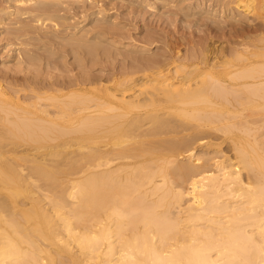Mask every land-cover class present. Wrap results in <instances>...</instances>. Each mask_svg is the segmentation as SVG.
<instances>
[{
    "label": "bare ground",
    "instance_id": "bare-ground-1",
    "mask_svg": "<svg viewBox=\"0 0 264 264\" xmlns=\"http://www.w3.org/2000/svg\"><path fill=\"white\" fill-rule=\"evenodd\" d=\"M62 1L9 7L42 20ZM204 1L258 22L229 56L0 82V264H264V0ZM98 3L81 36L121 37Z\"/></svg>",
    "mask_w": 264,
    "mask_h": 264
},
{
    "label": "rangeland",
    "instance_id": "rangeland-1",
    "mask_svg": "<svg viewBox=\"0 0 264 264\" xmlns=\"http://www.w3.org/2000/svg\"><path fill=\"white\" fill-rule=\"evenodd\" d=\"M78 1L63 0L62 4L55 3L57 7H60L59 10H57L58 8L55 10L56 7H53L52 13L46 11L48 15L51 14L50 16L41 15L45 20H43L44 18L42 20L35 18V21L28 12L26 16L25 14H19L21 17L17 15L19 18L15 16L20 7L22 11H27L31 5L37 7L35 3L9 7L11 0H0V77L7 74L0 78L2 84L7 85L10 80L15 79L17 84L22 83L20 86L27 89L29 83L25 78L29 77L31 72L40 81L44 78L47 79L44 81L51 82L57 78L61 84V78L63 80L72 79L75 73L83 72L84 74L85 71H89L88 73L95 75L106 74L111 69L119 68L124 62L126 63L138 55H161L163 58L176 54L182 56L183 54H190L192 51L195 54L198 51H207L208 53H222L223 51L229 56L234 48H238L237 44L240 45L241 37L248 40V34L258 24L253 16L236 14L231 17L226 13H219V9L215 7L211 9L205 1L202 3L203 5L196 6L198 0ZM97 1L105 8L104 17H109V21L114 24L113 29L121 33V37L113 38L114 42L110 38L106 40L105 37L100 36L97 40L93 39L91 34H87L85 38L81 36L80 30H91L96 26L94 15L90 13L97 10L98 6L94 4ZM23 6H26L27 9ZM73 7H76L78 11ZM31 12L35 11L32 10ZM39 13L46 14L45 12ZM3 16L7 18H3ZM18 29L22 32L21 34L19 32L20 35L17 33ZM229 39L231 40L229 41ZM92 43L95 44L96 48ZM233 44L236 46L234 47ZM87 45L93 46L94 49H89ZM144 45L150 47V50L145 53L131 50L136 46ZM231 50L232 52H230ZM14 51H18L17 55H12ZM27 55L33 56L31 58L34 60L30 62L25 60ZM125 57L127 58L125 59ZM86 72L85 75H88ZM68 74L70 77L66 76L65 78V75ZM53 76L54 78L50 79ZM60 84L48 88V86L39 83L37 87L41 86V91L55 92L61 89ZM20 86L19 88H21ZM243 110L244 114L251 113V111L246 113L249 111L247 108ZM5 140L8 141H5L4 150H11L13 146L18 144L19 148L26 145L20 141L13 143L9 138ZM29 150L34 152L37 149L33 150L32 146ZM57 158L58 162L61 161V157Z\"/></svg>",
    "mask_w": 264,
    "mask_h": 264
}]
</instances>
